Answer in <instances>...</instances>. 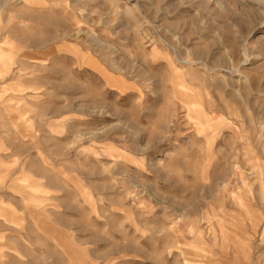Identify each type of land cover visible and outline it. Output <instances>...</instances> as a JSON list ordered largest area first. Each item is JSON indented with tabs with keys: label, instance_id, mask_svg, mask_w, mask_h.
Masks as SVG:
<instances>
[{
	"label": "rangeland",
	"instance_id": "obj_1",
	"mask_svg": "<svg viewBox=\"0 0 264 264\" xmlns=\"http://www.w3.org/2000/svg\"><path fill=\"white\" fill-rule=\"evenodd\" d=\"M0 264H264V0H0Z\"/></svg>",
	"mask_w": 264,
	"mask_h": 264
},
{
	"label": "crops",
	"instance_id": "obj_2",
	"mask_svg": "<svg viewBox=\"0 0 264 264\" xmlns=\"http://www.w3.org/2000/svg\"><path fill=\"white\" fill-rule=\"evenodd\" d=\"M2 167L3 166H0V176H2Z\"/></svg>",
	"mask_w": 264,
	"mask_h": 264
}]
</instances>
